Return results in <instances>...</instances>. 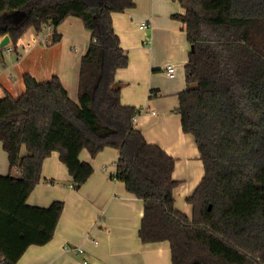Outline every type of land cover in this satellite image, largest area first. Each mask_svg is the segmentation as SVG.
I'll return each instance as SVG.
<instances>
[{"label":"trees","instance_id":"1","mask_svg":"<svg viewBox=\"0 0 264 264\" xmlns=\"http://www.w3.org/2000/svg\"><path fill=\"white\" fill-rule=\"evenodd\" d=\"M180 2L185 11L173 16L191 48L177 111L205 167L187 197L192 217L175 203V158L135 126L141 109L122 103L116 74L129 55L113 13L134 0H0V40L9 34L14 47L31 27L51 25L58 42L56 29L70 16L91 32L77 100L59 76L39 81L30 73L22 94L0 96V140L20 170L0 174V264H18L29 246L54 237L65 202H28L45 159L57 151L79 189L94 172L81 151L95 157L106 147L120 150L115 178L144 202L141 239L169 241L173 264H264V0ZM16 11L27 12L20 23Z\"/></svg>","mask_w":264,"mask_h":264},{"label":"crops","instance_id":"2","mask_svg":"<svg viewBox=\"0 0 264 264\" xmlns=\"http://www.w3.org/2000/svg\"><path fill=\"white\" fill-rule=\"evenodd\" d=\"M134 2L133 7L113 13L114 28L129 55L128 65L116 74L122 88V103L141 109L135 126L148 142L160 145L175 158L173 177L178 180L175 203L192 217L193 206L187 197L202 180L205 167L195 138L183 131L177 111L179 93L187 85L185 65L191 47L185 24L173 15L185 9L180 0ZM142 24L148 26L144 28ZM56 31L62 36L58 42L52 40L55 32L52 28L44 35L46 42L39 40L27 47V42L40 35L31 27L16 47L10 38L12 50L1 47L0 91L4 89L14 96L22 94L25 73L39 81L57 75L70 97L78 99L81 61L90 44L91 32L74 16L66 18ZM5 52H9L7 57ZM170 64L176 68L173 76L166 69ZM119 157L120 150L114 147H106L95 157L83 149L80 158L90 162L94 172L79 189L74 187L68 167L57 151L45 159L42 181L28 202L47 207L62 200L64 210L54 237L46 244L29 246L18 264H173L169 241L141 239L144 202L129 193L123 181L111 176ZM8 173L19 175L20 170L11 169L0 140V174ZM66 245L71 248L66 249ZM78 246L84 248L82 254L74 250Z\"/></svg>","mask_w":264,"mask_h":264},{"label":"built area","instance_id":"3","mask_svg":"<svg viewBox=\"0 0 264 264\" xmlns=\"http://www.w3.org/2000/svg\"><path fill=\"white\" fill-rule=\"evenodd\" d=\"M147 26H148V24H142V25H141V27H144V28L147 27ZM45 29H52V26H51V25H50V26H45V27H44V30H45ZM45 38L47 39V37H43V36L33 37V38L31 39V41H29V42L26 43V46H27V47H30V46H32V44L38 42L39 40L45 39ZM6 47H8V50H12V49H13L12 47L9 46V43L6 45ZM166 69H167L168 74L171 75V76H173V75L175 74V72H176V68H175V66L172 65V64L168 65ZM1 85H2V84H1V82H0V86H1ZM141 112H142V111H141ZM136 117H137V116H136ZM136 117H134L133 120H135ZM104 168H106V166H105ZM115 174H116V170L113 171V172L111 173L112 178H115ZM115 179H116V178H115ZM95 242H97V241L95 240ZM65 248H66V249H70L71 247H70L69 245H66ZM74 250L77 252V254H82V253L85 251L84 248H82V247H80V246L75 247ZM86 263H87V264H90L89 262H86Z\"/></svg>","mask_w":264,"mask_h":264},{"label":"water","instance_id":"4","mask_svg":"<svg viewBox=\"0 0 264 264\" xmlns=\"http://www.w3.org/2000/svg\"><path fill=\"white\" fill-rule=\"evenodd\" d=\"M26 16H27L26 11H16L13 14H11V18L14 23H20ZM10 38H11L10 35L6 34L0 40V47H5L10 42Z\"/></svg>","mask_w":264,"mask_h":264},{"label":"rangeland","instance_id":"5","mask_svg":"<svg viewBox=\"0 0 264 264\" xmlns=\"http://www.w3.org/2000/svg\"><path fill=\"white\" fill-rule=\"evenodd\" d=\"M46 31H42V32H40V35L39 36H43V37H46V36H44L47 32H49L50 31V29H45ZM28 33V32H27ZM50 38V37H49ZM43 40V42H46L47 41V39L45 38V39H42ZM42 40L40 41V42H42ZM20 48V47H19ZM8 53L9 52H5V56L7 57L8 56ZM16 55H17V53L15 52L14 53V57H16ZM2 61V56H0V62ZM0 93H1V95L0 96H4L5 94H6V92L4 91V89H1V91H0Z\"/></svg>","mask_w":264,"mask_h":264}]
</instances>
